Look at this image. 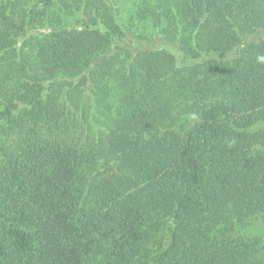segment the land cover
<instances>
[{
    "label": "trees",
    "instance_id": "obj_1",
    "mask_svg": "<svg viewBox=\"0 0 264 264\" xmlns=\"http://www.w3.org/2000/svg\"><path fill=\"white\" fill-rule=\"evenodd\" d=\"M0 0V264H264V0Z\"/></svg>",
    "mask_w": 264,
    "mask_h": 264
},
{
    "label": "rangeland",
    "instance_id": "obj_2",
    "mask_svg": "<svg viewBox=\"0 0 264 264\" xmlns=\"http://www.w3.org/2000/svg\"><path fill=\"white\" fill-rule=\"evenodd\" d=\"M137 0H120V7L123 15H128L129 13H133L135 7H139L136 4ZM243 232L248 235H261L264 237V217L258 216L250 220L248 223L244 225Z\"/></svg>",
    "mask_w": 264,
    "mask_h": 264
}]
</instances>
